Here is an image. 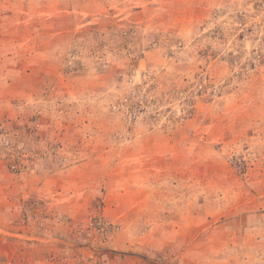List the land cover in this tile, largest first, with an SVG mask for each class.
<instances>
[{
    "label": "rangeland",
    "instance_id": "obj_1",
    "mask_svg": "<svg viewBox=\"0 0 264 264\" xmlns=\"http://www.w3.org/2000/svg\"><path fill=\"white\" fill-rule=\"evenodd\" d=\"M0 264H264V0H0Z\"/></svg>",
    "mask_w": 264,
    "mask_h": 264
},
{
    "label": "trees",
    "instance_id": "obj_2",
    "mask_svg": "<svg viewBox=\"0 0 264 264\" xmlns=\"http://www.w3.org/2000/svg\"><path fill=\"white\" fill-rule=\"evenodd\" d=\"M7 165H8V168H11L12 166L13 167L16 166L13 162L11 163V161H9ZM21 168H24V167H21ZM17 170H19V169H17Z\"/></svg>",
    "mask_w": 264,
    "mask_h": 264
}]
</instances>
